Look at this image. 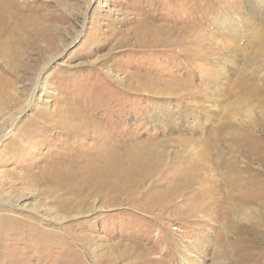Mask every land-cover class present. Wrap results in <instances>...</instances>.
Wrapping results in <instances>:
<instances>
[{"label":"rangeland","instance_id":"1","mask_svg":"<svg viewBox=\"0 0 264 264\" xmlns=\"http://www.w3.org/2000/svg\"><path fill=\"white\" fill-rule=\"evenodd\" d=\"M104 135L105 187L15 179ZM5 159L0 211L36 231L0 264H264V0H0Z\"/></svg>","mask_w":264,"mask_h":264},{"label":"bare ground","instance_id":"2","mask_svg":"<svg viewBox=\"0 0 264 264\" xmlns=\"http://www.w3.org/2000/svg\"><path fill=\"white\" fill-rule=\"evenodd\" d=\"M73 120H78V123L80 125V128L83 131V134H85V136H87L89 134V132H96L99 131V129L94 125V121L89 119V121H86V118H78L75 117V119L73 118ZM37 122V121H36ZM58 122V121H57ZM38 123V122H37ZM41 124V123H40ZM73 121L68 122V125H76ZM89 124V125H88ZM32 125V124H31ZM79 125L77 126V128L79 127ZM45 126V125H44ZM49 126V125H48ZM70 126V127H71ZM55 127V126H54ZM59 127H57L58 129ZM66 130V129H65ZM67 131V130H66ZM62 132V131H61ZM64 132V131H63ZM64 134V133H63ZM69 134V133H67ZM77 134V133H76ZM75 135V133L73 134ZM60 136V135H59ZM58 136V137H59ZM64 136V135H63ZM71 136V135H70ZM83 136V135H82ZM81 136V138H82ZM61 137V136H60ZM85 138V137H84ZM105 138L102 136V148L100 150V152H96V158L95 160H87L86 158L80 159V153L74 157H71L65 160V158L62 159L58 158L56 160H50L48 163H46L44 166L40 167L39 170L37 172H33L32 170H24V174H14L15 175V179H20V180H27L30 181L34 184V186L36 188H41L39 190L47 192L45 189L47 190H51L48 191V193H51L52 191L54 192H63L61 195V197L68 195L71 196L73 198L79 196L80 191L82 189V187L84 189L88 190H92L94 187H98V186H104L107 185V183L110 182L111 180V174H110V167L111 164H113V162H111V160L109 159V143L107 142ZM14 140H17L16 138H13ZM86 139V138H85ZM91 139V138H89ZM75 140V139H74ZM16 147V146H15ZM80 147V146H79ZM16 149V148H15ZM24 149V148H23ZM82 151V150H81ZM14 153V152H13ZM27 153V152H26ZM16 154V153H15ZM17 155V154H16ZM23 155V154H22ZM62 155V154H61ZM19 156V155H18ZM152 157V156H151ZM56 158V157H55ZM67 158V157H66ZM145 159V158H144ZM25 160V159H24ZM129 160V159H128ZM147 161V160H146ZM25 162V161H24ZM131 162V161H130ZM142 162V161H141ZM150 163V162H149ZM152 163V162H151ZM155 163V162H154ZM148 164V163H147ZM0 165L5 166L7 165V160H1L0 161ZM155 165V164H154ZM153 165V166H154ZM156 168V167H155ZM12 170H7L5 172V174L7 176L12 174ZM147 171V170H146ZM150 171V170H149ZM154 171V170H153ZM234 172V171H233ZM26 173V174H25ZM33 173V174H31ZM140 173V172H139ZM249 174V173H247ZM151 175V174H150ZM250 175V174H249ZM237 176V175H235ZM146 177V176H145ZM230 177V175H229ZM234 177V176H232ZM235 178V177H234ZM6 179V178H5ZM119 179V178H118ZM236 179V180H235ZM234 180L237 181V177ZM253 179V178H250ZM256 179V178H255ZM136 180V179H135ZM147 181V180H146ZM232 181V180H231ZM251 181V180H250ZM229 182V181H228ZM240 182V181H238ZM252 182V181H251ZM182 183V182H181ZM249 183V182H248ZM254 183V182H253ZM122 184V183H121ZM172 184V183H171ZM183 184V183H182ZM185 184V183H184ZM193 184V183H192ZM241 184V183H240ZM246 185V184H245ZM105 187V186H104ZM242 187V186H241ZM246 187V186H243ZM100 190V189H99ZM103 190V189H102ZM196 190V189H194ZM193 190V191H194ZM198 190V189H197ZM206 190V189H205ZM216 190V189H215ZM214 190V191H215ZM219 190V189H218ZM210 191V190H209ZM107 192V191H106ZM105 192V193H106ZM203 192V191H202ZM187 193V192H186ZM214 193V192H213ZM58 194V193H57ZM94 194V193H93ZM216 194V193H215ZM189 195V194H188ZM195 195V194H194ZM204 195V194H203ZM229 195V194H228ZM227 195V196H228ZM190 196V195H189ZM193 196V195H192ZM202 196V195H201ZM208 196L209 192H208ZM211 196H215V195H211ZM218 196V195H217ZM93 197V196H92ZM230 197V196H229ZM226 197V198H229ZM183 198V197H182ZM216 198H220V197H216ZM59 199V198H58ZM57 199V200H58ZM71 199V198H70ZM181 199V198H180ZM187 199V198H186ZM202 199V198H200ZM63 200L65 199H61L58 202L61 203V201L63 202ZM230 200V199H229ZM182 201V199H181ZM188 201H190L188 199ZM211 201V200H210ZM67 202V201H66ZM68 203V202H67ZM77 202H75L76 204ZM210 203V202H208ZM207 203V204H208ZM60 205V204H59ZM213 205H215V203H213ZM212 205V206H213ZM228 205V204H227ZM63 206V205H62ZM66 206V205H65ZM64 206V207H65ZM211 206V207H212ZM14 208H19L18 206H14ZM61 207V206H60ZM203 207V206H202ZM228 207V206H227ZM22 208V207H20ZM69 208V207H67ZM215 208V207H214ZM218 208V207H217ZM224 208V207H223ZM65 209V208H64ZM210 209V208H209ZM211 210V209H210ZM209 210V211H210ZM214 210V209H213ZM61 211V210H60ZM62 212V211H61ZM67 212V211H66ZM212 212V211H210ZM207 214V213H206ZM209 215V214H207ZM203 216V215H202ZM11 224H14L11 226ZM34 222H32L31 220H27L24 218H18L12 215L7 214L5 211H0V246H4L5 243L3 242H7V243H15V242H20V241H27V243L32 240L31 237H27L25 233V231H23V227L25 226H30L31 230H35L34 229ZM26 230V229H25ZM30 230V229H29ZM36 231V230H35ZM22 232L25 233V236L22 235ZM29 232V231H28ZM23 233V234H24ZM34 233V232H33ZM36 234V233H35ZM54 234V233H53ZM22 235V236H20ZM49 235V234H48ZM34 236V235H33ZM32 236V237H33ZM52 236V235H51ZM42 237V236H41ZM39 236V238H41ZM43 237H45L43 235ZM31 238V239H30ZM42 239V238H41ZM25 240V241H24ZM44 240V239H43ZM245 240V239H244ZM263 241H264V237H263ZM252 242V241H251ZM227 243V242H226ZM11 245V244H10ZM15 245V244H14ZM13 245V246H14ZM20 246V245H19ZM228 246V245H227ZM263 246V245H262ZM12 247V246H11ZM251 247V246H249ZM264 247V246H263ZM234 248V247H233ZM259 248V247H258ZM4 249V248H3ZM15 249V248H14ZM8 250V249H7ZM264 250V249H263ZM2 252L4 250H1ZM255 249H250L249 251H246L244 254H242L240 256V259L242 258L244 260V262L249 263V264H253L255 263L254 260V253H255ZM0 252V253H2ZM1 255V254H0ZM4 256H6L5 254H3ZM239 256V255H238ZM2 257V256H0ZM5 259V258H4ZM3 260V258H2ZM261 261V260H260ZM13 263V262H12ZM235 263V262H234ZM258 263V262H257Z\"/></svg>","mask_w":264,"mask_h":264}]
</instances>
